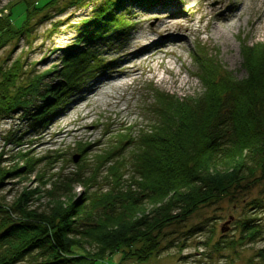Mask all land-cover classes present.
<instances>
[{"label": "trees", "instance_id": "trees-1", "mask_svg": "<svg viewBox=\"0 0 264 264\" xmlns=\"http://www.w3.org/2000/svg\"><path fill=\"white\" fill-rule=\"evenodd\" d=\"M54 1L12 0L0 8V49L28 31L34 11ZM155 1L102 0L95 16L83 19L76 43L64 49L52 70L58 78L43 94L39 87L46 73L23 82L19 58L0 66V117L27 106L37 94L39 108L32 120L46 121L70 90L111 61L98 57L94 42L111 43L128 32L132 21L122 8L137 4L147 10ZM241 55L246 74L237 78L196 43L191 57L200 92L180 96L150 84L152 102L144 105L150 115L147 124L107 122L102 129L107 141H96L102 146L95 153L88 155L94 144L78 141L81 157L74 172L44 180L40 174L48 188H23L7 206L0 203V264H103L115 252H120V261H146L158 252L166 225L264 180V41L241 39ZM14 140L11 159L21 165L0 162V186L6 177L30 172L42 161L52 167L61 158L58 152L30 155L20 150L19 138ZM75 184L83 187L79 195ZM40 197H46L43 208L30 205ZM252 204L261 207L258 201ZM238 223L239 243L264 232L253 217ZM220 248L216 242L214 249Z\"/></svg>", "mask_w": 264, "mask_h": 264}, {"label": "rangeland", "instance_id": "rangeland-1", "mask_svg": "<svg viewBox=\"0 0 264 264\" xmlns=\"http://www.w3.org/2000/svg\"><path fill=\"white\" fill-rule=\"evenodd\" d=\"M11 1L0 0V8ZM101 2L102 0H55L54 4H49L43 11H34L26 27L28 31L24 29L19 37L0 49V66L7 67L19 58L23 63V82L24 77L46 73L39 87L43 94L58 78V72L52 70L60 63L64 49L76 43L78 30L84 28L83 19H92ZM222 3L225 10L226 5L230 7L229 15L233 22L227 23L229 27L224 23L220 25L217 21L215 10H219ZM125 8H122L121 13H127L132 21L128 32L111 43L104 39L94 42L98 57L105 62L111 61L93 73L92 77L83 79L80 86L70 90L46 121L36 123L32 120L34 112L39 108L40 96H36L37 94H34L27 106L0 117L2 165L7 166L13 162L21 165L20 160L11 159V150L17 141L15 138H19L20 150L29 151L30 155L41 157L57 152L61 154L60 160L52 167L46 166L42 161L30 172L6 177L0 186V203L7 206L21 194L23 188H48L50 183L43 185L40 174L44 175V180L74 172L81 157L77 162L71 160L73 155L78 154V141L104 144L107 138L102 135V129L107 122L122 125L147 124L150 115L145 113L144 105L152 102V94L148 92L150 84L155 89L180 96L200 92L202 84L193 75L196 65L191 57L196 43L210 50L234 76L242 78L246 72L241 65V39L246 38L249 42L264 41V4L261 0H156L147 10L137 4H132L129 9ZM19 15L15 16L21 19ZM160 18L180 19L181 24L174 23L172 28L186 35L184 46L172 48L174 54L155 52L156 58L160 57L169 66V73L157 68V75L153 76L147 69L151 66L148 59H140L133 62L139 71L134 79H128L125 86L119 89L111 86L109 89H97L93 92L91 89L95 87L94 84L105 81L122 67L120 51L124 49L126 42L145 37L158 44L168 37L160 31ZM217 27L221 32L214 31ZM160 76L165 79H160ZM111 95L122 97V100L113 104ZM85 112H88L86 116ZM95 144L88 155L102 146ZM127 151L128 148L124 153ZM23 175L27 179L20 178ZM74 192L76 195L81 194L83 187L75 184ZM45 199L46 197H40L30 205L41 209L45 205ZM254 201H258L261 207H254ZM247 216L253 217L261 228L264 226V180L235 191L233 195L223 196L213 203L201 205L184 221L166 225L160 234L159 250L150 259L140 262L127 258L120 261V252H115L102 263L264 264V232L254 241L239 243L241 228L238 222ZM216 242H220L219 250L214 249Z\"/></svg>", "mask_w": 264, "mask_h": 264}, {"label": "bare ground", "instance_id": "bare-ground-1", "mask_svg": "<svg viewBox=\"0 0 264 264\" xmlns=\"http://www.w3.org/2000/svg\"><path fill=\"white\" fill-rule=\"evenodd\" d=\"M261 1L264 4V0ZM222 7L223 3L219 7V10H215V13L217 14V21L220 25L224 23V25L229 27L227 23L230 22L231 24V22H233V18H230L229 15L230 7L226 5V10ZM174 23L181 24V20H167L160 18V31L166 34L168 37L162 39L158 44H154L152 39L145 37L126 42L124 49L120 51L121 58L119 60L122 67L117 69L119 70L118 73L109 75L105 81H98L96 84H94L95 87H93L91 90H93V92L97 89L105 90L109 89L111 86H114L116 89L122 88L128 83V79H134V75L139 71V68L135 66L133 62L140 59H148V62L151 63V66H149L147 69L153 76L157 75V68H162L165 72L169 73V66L165 65L164 61L160 57L156 58V55L157 53L162 52L163 54L172 55L174 54V49L172 48L184 46L186 35L174 30L172 28V24ZM214 31L219 33L221 32V29L217 27L214 29ZM159 78L162 80L165 79L163 76H160ZM111 96V98L114 99L112 102L113 104H116L122 100V97L116 98L113 95ZM87 114L88 112H85L84 116Z\"/></svg>", "mask_w": 264, "mask_h": 264}, {"label": "water", "instance_id": "water-1", "mask_svg": "<svg viewBox=\"0 0 264 264\" xmlns=\"http://www.w3.org/2000/svg\"><path fill=\"white\" fill-rule=\"evenodd\" d=\"M72 160H73L74 162H76V161L78 160V154L73 155V156H72Z\"/></svg>", "mask_w": 264, "mask_h": 264}]
</instances>
